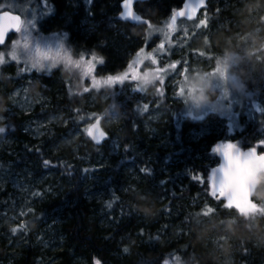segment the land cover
Segmentation results:
<instances>
[{
	"label": "trees",
	"instance_id": "16d2710c",
	"mask_svg": "<svg viewBox=\"0 0 264 264\" xmlns=\"http://www.w3.org/2000/svg\"><path fill=\"white\" fill-rule=\"evenodd\" d=\"M14 1L23 4L31 1L32 6H41L54 13L45 23L51 22L56 28L67 24L64 28L68 31L70 46H77L86 57L95 53L104 60L97 72L84 75L90 82H100L97 93L106 90L109 94L95 110L86 105L88 97L84 89L88 81L84 82V77L62 72L61 68L48 73L46 70L33 71V87L51 100L49 110L64 113L71 118L73 126L96 117L103 121L109 116L122 118L114 153L108 154L105 150L110 133L101 147H95L83 135L77 157L72 158L52 150L65 129L56 128L52 137L45 135L41 144L29 147V139L21 127L32 114L22 113L5 120L6 133H12L17 142L13 155L0 154V164L10 163V169L20 173L34 171L39 176L53 172L56 176L55 191L45 197L41 206L28 211L37 221L57 216L58 221L52 222L50 228L58 239L55 245L42 248L27 233L25 246L14 248L11 239L0 235V264H49L47 261L51 260L53 264H221L213 243L225 240L229 243L231 264H264V206L261 201L254 194V213L245 215L224 207L222 198H213L210 194L208 178L219 158V153L213 149L220 145L221 139L229 137L222 120L209 117L193 121L184 117L180 103L164 89L166 80L162 85L155 78V85L161 86V91L149 89L143 103L138 105L121 99L117 82H106L109 76L117 77V73L126 68L127 52L134 53L146 39L142 27L117 20L122 0H79L78 7L72 6L74 0ZM245 1L254 8L257 1L264 6V0ZM181 2L148 0L136 8L152 26L162 23ZM206 13L207 23L237 18L229 10L219 11L212 6ZM80 20L85 23L77 27ZM13 38L15 36L0 51L7 50ZM21 66L14 63L0 70V97L7 101V106L14 86L12 82L22 83L26 76ZM155 95H159L158 108L167 115L145 129L141 115L152 106ZM105 109L108 116L104 115ZM256 118L235 138L264 153V147H257L264 142V126ZM261 118L264 122V113ZM98 158L106 159L98 177L100 194L89 199L86 189L90 183L86 178ZM45 160L49 161L48 165L44 164ZM196 176L201 180L193 178ZM262 181L264 176L256 192ZM35 192L41 195L39 187H35ZM12 197L13 191L0 189V213L3 202ZM208 207L214 211L205 216L203 213ZM142 208L149 211L142 214L137 210ZM20 225L14 223V227Z\"/></svg>",
	"mask_w": 264,
	"mask_h": 264
},
{
	"label": "rangeland",
	"instance_id": "374dc122",
	"mask_svg": "<svg viewBox=\"0 0 264 264\" xmlns=\"http://www.w3.org/2000/svg\"><path fill=\"white\" fill-rule=\"evenodd\" d=\"M6 1V3H3L0 0V10L8 9L19 12L23 18V26L21 31L11 40L7 50L0 51L4 59V63L0 64V70L9 64H22L21 68L24 69L22 72L26 76L22 78V83L12 82L14 86L8 95V111L4 113L5 120L22 113L32 114L21 127L23 128L22 133L27 135L29 139V147H36L41 144L45 135L52 137L54 129H65L62 138L52 146L53 153L61 151L65 155H70V158L77 157V150L82 144L83 135L86 136L90 121L79 126H73L71 118L69 119L64 113L51 112L49 110L51 100L42 96L40 90L33 87L31 73L35 70L28 71L27 65L13 61L10 53L12 52L13 42L18 40L23 44L25 38L29 40L33 48L37 45L45 49L55 48L58 43L63 42L66 47L72 49L73 53L67 61L72 67V72H66L81 78L85 75L88 62L92 61V55L89 54L86 57L80 53L79 48L77 50V46H70L67 43L68 31L64 28L67 24L63 23V28H56L51 22L45 23V20L53 16L54 13L41 9V6H32L31 1L25 4L16 3L14 0ZM41 3H43V0ZM79 3V0H74L72 6L78 7ZM245 3V0L210 1L212 8L215 7L219 11L229 10L233 13L237 17L234 21L231 19L226 21L215 19L213 22L209 21L207 27H197L200 20L207 18V15L203 14L193 23L185 20L177 21L174 25L175 30H170L168 25L172 21L171 14H169L162 23L151 27L142 26L146 36L145 41L134 53L131 50L127 52L126 59L128 60L126 61L128 62L126 68L120 70L116 75L124 78L122 81H117L121 99L136 105L143 103L142 101L146 98L149 89H157V93L162 89L159 88L161 86L157 87L155 85L154 79L160 80L162 85L166 80L163 85L164 89L173 95L175 101L180 103L181 114L184 117L193 121H204L209 117H219L223 120L222 123H224L226 131L229 133V137L221 139L219 144L233 143L238 146L242 154L251 149V147L245 146L237 140L235 136L238 132H242L248 122L253 121V118H259L261 120L260 125L264 126L261 118L264 113V6L258 1L255 8ZM84 21L80 20L77 27H82L81 24H84ZM36 23L38 26H36ZM152 39L154 42H152ZM81 56H83L84 64L77 68L72 62L79 61ZM153 60L156 63H153ZM103 65L104 62L98 64L92 61V72H97L98 67ZM172 65H175V67L173 68ZM217 68H219V71H216ZM45 70L48 73L47 67ZM120 72L122 73L119 74ZM133 73L137 76L135 80L132 79ZM211 74L219 77L222 81H230L231 79L241 81L239 85L240 95L238 97L229 96L224 101L228 106V110L223 115L202 111L196 114L194 118H190L187 115L189 105L185 104L184 101L185 97L195 95L196 90L193 80H202L206 75ZM83 80L84 82L88 81V86L85 83L88 91H84V95L88 97L86 105L88 108L95 110L108 99L109 94L106 90H100L97 93L96 90L100 87L99 81V84L94 86L95 80L90 82V79L88 80L85 77ZM67 89L70 91V85H67ZM89 92L98 95L94 93L92 95ZM227 92L228 87L225 88V93L227 94ZM158 96H156L152 106H148L141 115V122L145 129L151 128L153 123L159 122L163 116L167 115L166 111L158 108ZM196 99L203 101L206 98L201 92ZM121 118V116H109L102 123L103 127L110 133V141L105 146L108 154L114 153L115 146L118 145L117 132ZM16 139L12 133H5L4 137L0 138V154L13 155ZM9 165L10 163L8 165L0 164V189L7 188L13 191V197L8 199L7 202H3L4 207L0 213V235L11 239L14 248L25 246L27 233L42 248L55 245L58 238L50 225L52 222L58 221L57 216L50 215L48 218L43 217L42 220L37 221L28 211L32 207L41 206L45 197L55 191L58 186L55 174L50 172L38 176L34 171L20 173V171L11 170ZM105 165L106 159L101 160L98 158L90 169L91 172L87 174L86 181L90 185L86 189V195L89 199L100 194L98 177ZM35 187H39L40 196H37ZM15 222L21 223V225L14 227ZM13 229H16L15 234L12 231ZM213 246L219 262L221 264H231L228 255L229 243L225 240L221 243H213ZM47 262L49 264L54 263L53 260Z\"/></svg>",
	"mask_w": 264,
	"mask_h": 264
},
{
	"label": "clouds",
	"instance_id": "9594fccd",
	"mask_svg": "<svg viewBox=\"0 0 264 264\" xmlns=\"http://www.w3.org/2000/svg\"><path fill=\"white\" fill-rule=\"evenodd\" d=\"M26 30V29H25ZM4 39L3 33L0 32V42ZM73 55L72 49L64 45L63 42L58 43L55 48H41L39 45L34 48L31 46L27 38L24 39L23 44L20 41H14L12 44V60L17 63H23L28 66V71L35 70L41 73L47 67L48 72L54 69L61 68V71L72 72V67L68 64V57ZM4 63L3 54L0 53V64ZM231 68V65H230ZM21 71H24L22 68ZM242 71V70H241ZM75 75V74H73ZM241 81L231 79L230 81H222L214 74L206 75L202 80L194 79L193 85L195 88V95L185 97V104L189 105L187 115L194 118L196 114L202 111L214 112L223 115L228 110V106L224 103L229 96H239V85ZM228 87L227 94L225 88ZM203 93L206 98L203 101L196 99L200 93ZM219 93V94H218ZM39 95V93H37ZM8 111L7 101L0 97V138L4 137L7 129L5 126L4 113ZM105 116H108V110L105 109ZM15 130L14 127L12 129ZM104 138L107 134L103 132ZM100 143V142H99ZM97 143V144H99ZM235 145L233 143H229ZM223 163L213 171L221 175L219 180V188L224 191L225 195L231 193L232 197L239 199L243 194L242 177L251 167L264 168V159H256L249 153L243 154L235 145V148L223 149L221 152ZM256 198L261 201L264 206V181L261 182L259 191L255 193ZM142 214L149 211L147 208L137 209Z\"/></svg>",
	"mask_w": 264,
	"mask_h": 264
},
{
	"label": "water",
	"instance_id": "95a60500",
	"mask_svg": "<svg viewBox=\"0 0 264 264\" xmlns=\"http://www.w3.org/2000/svg\"><path fill=\"white\" fill-rule=\"evenodd\" d=\"M145 1H148V0H132L131 8H132L133 16L132 17H128L127 10L122 7V5H123V0H122L119 3V12H118V15H117L118 21L123 22V23H128V24H131V25H137V26H148V25H150V22L147 19H144L141 16V14L136 12V10H135V4L136 3H142V2H145ZM208 1L209 0H205L206 7H207V4H208ZM186 5L188 7H185ZM206 7H200L199 6V0H183L181 6L178 9H176L175 11L176 12L183 11L184 12V16L183 17L177 16L176 17V22L179 21V20H187V21L195 20L196 17L198 16V14L200 13V11L205 9ZM192 8L196 9V11L194 13L191 12ZM4 12H8L11 15H17L22 20V17L18 13L11 12V11H8V10H4V11H0V14H3ZM189 14L193 15V19H191V20L187 19ZM172 16H173V13L171 15V21H172ZM16 33L17 32L14 31V30H10L8 33H6L5 43L8 41L10 36H12V35H14ZM4 44L0 45V47H2ZM98 120H99V124H98L99 130L105 132L107 134V138H102L100 143L97 144L96 141L93 139V137L89 136L87 131H86L87 140L92 145H94L95 147L102 146L108 139V133L102 126L101 118H96L95 120H93L88 125L87 129H89L90 126H92V125H96ZM93 135H98L99 136V131H97V132L94 131ZM246 153H249V151L246 152ZM257 154L258 155H264V154H260V153H257ZM253 157H255L258 160L261 159L258 156H253ZM242 159H243V156H242ZM222 163H223L222 155H220L218 164L216 165V167L214 169L218 168ZM212 173H213V171L211 172L210 176L212 175ZM262 175H264V168L255 167V166L249 168L248 171L246 172V174L242 177V184H243V189H244L242 196L237 200V199L232 197L231 193H229V194L225 195V200L222 198L224 203H226V201H227L229 203V205H230L229 208L232 209V210H235L237 212H241V213L252 212L253 206L251 204L252 203L251 199H252L253 194L256 191V187H257V185L259 183V179H260V177ZM221 178H222L221 175L219 173H216V175H215V184H216L217 188H219V180Z\"/></svg>",
	"mask_w": 264,
	"mask_h": 264
},
{
	"label": "snow or ice",
	"instance_id": "6c2138e0",
	"mask_svg": "<svg viewBox=\"0 0 264 264\" xmlns=\"http://www.w3.org/2000/svg\"><path fill=\"white\" fill-rule=\"evenodd\" d=\"M131 4H132V0H123L122 7L127 10L128 17H132L133 16ZM199 6L200 7H206L205 0H199ZM185 7H188V6L186 5ZM195 11H196L195 8L191 9L192 13H194ZM177 16L183 17L184 16V12L183 11L176 12L175 10L173 11L172 23H170L168 25V28L170 30H175L174 29V25H175ZM187 19H189V20L193 19V15L189 14ZM22 26H23V21L21 20V18L19 16L11 15L8 12H4L3 14H0V32L3 33V37H4L3 41L0 42V45L5 43L6 33H8L10 30H14L16 32H20L21 29H22ZM199 26L207 27L206 19L200 20L199 25H197V27H199ZM149 27H151V25H149ZM161 47H163V45H161ZM10 55H11V59H12L13 58L12 57V52L10 53ZM92 61H95L98 64H103V62H104L103 58L98 57L95 53L92 54ZM92 61L88 62V67L85 68V74H88L89 72L92 71V67H91ZM72 63H74L75 67H77V68L81 67V65L84 64L83 56H81V59L79 61L72 62ZM153 63H156V61L153 60ZM130 67H131V65H130ZM172 67L174 68L175 65H172ZM216 71H219V68H217ZM123 79H124L123 77H111V76H109L106 82L108 84H112V83H115L117 81H122ZM132 79H134V80L137 79V76H136L135 73L132 74ZM98 84H99L98 81H94V86H97ZM84 91L87 92L88 89L85 88ZM98 124H99V120L97 121L96 125H92V126H90L89 129L86 130L88 135L92 136L93 139L96 141V143H99L101 141V139L104 138L103 131L99 130ZM94 131L95 132L99 131V136L98 135H93ZM230 147L231 148H235V145H231L229 143L223 144V145H218L216 148L213 149V151H215L216 153H220L223 149H227V148H230ZM257 147H264V142L259 143L257 145ZM249 154H251L252 156H258L259 158L264 159V155H258L257 151L255 150V148L249 150ZM48 163H49V161H47V160L44 161L45 165H48ZM84 171H87V169H85ZM141 171L144 172L145 169H141ZM148 174H150V172ZM193 178L198 180V181L201 180V177H199V176H196V177H193ZM208 187L210 189V194L212 195L213 198H223L225 200L224 191H222L220 188H217V186L215 184V171H213L212 175L208 178ZM108 206L111 207V204H109ZM224 207H226V208L230 207V205H229V203L227 201L224 204ZM213 211H214L213 208L208 207L207 210L203 214L205 216H207L210 213H212ZM12 231L15 234L16 229H13ZM124 251L127 252L128 249L125 248Z\"/></svg>",
	"mask_w": 264,
	"mask_h": 264
},
{
	"label": "flooded vegetation",
	"instance_id": "af4514ba",
	"mask_svg": "<svg viewBox=\"0 0 264 264\" xmlns=\"http://www.w3.org/2000/svg\"><path fill=\"white\" fill-rule=\"evenodd\" d=\"M182 1H183V0H182ZM142 3H143V2H142ZM181 3H182V2H181ZM138 4H141V3H137V4L135 5V9H136V11H137L136 6H137ZM209 6H210V4H209V5L207 4V7H206V8L200 13L199 17H200L201 15H203V14H204V15H207L206 10H207V8H208ZM50 7H52V6L50 5ZM179 7H180V6H179ZM118 11H119V10H118ZM199 17H198V18H199ZM198 18H197V19H198ZM140 27H142V26H140Z\"/></svg>",
	"mask_w": 264,
	"mask_h": 264
},
{
	"label": "bare ground",
	"instance_id": "6f19581e",
	"mask_svg": "<svg viewBox=\"0 0 264 264\" xmlns=\"http://www.w3.org/2000/svg\"><path fill=\"white\" fill-rule=\"evenodd\" d=\"M182 2H183V1H182ZM136 4H137V3H136ZM136 4H135V5H136ZM181 4H182V3H181ZM180 6H181V5H180ZM144 19H145V18H144ZM135 26H137V25H135ZM98 118H100V117H98ZM107 133H108V132H107ZM108 138H109V134H108Z\"/></svg>",
	"mask_w": 264,
	"mask_h": 264
}]
</instances>
